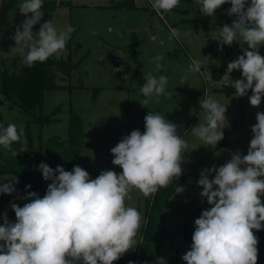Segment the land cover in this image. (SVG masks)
<instances>
[{
    "label": "clouds",
    "instance_id": "obj_1",
    "mask_svg": "<svg viewBox=\"0 0 264 264\" xmlns=\"http://www.w3.org/2000/svg\"><path fill=\"white\" fill-rule=\"evenodd\" d=\"M179 4L180 0H152L151 7L158 13L170 12ZM225 4L231 5L227 15L235 19L214 34L218 50L241 40L247 47H241L243 54L227 64L220 82L234 88L237 98L251 90L250 105L259 107L264 98V56L259 52L264 45V0H194L200 14L213 18ZM42 7L43 0H22L19 12L25 19L11 37L15 42L12 48L22 54V63L29 68L62 54L75 31L71 25L58 30L51 19L41 23ZM37 24L39 30L34 32ZM163 60V55L154 58L155 71L162 69ZM130 63L135 69V63ZM202 67L203 60H193L188 72L201 73ZM234 70L240 71L242 78L232 79ZM130 75L124 80H130ZM181 79L187 81V74ZM144 81L139 88L143 99L138 100L143 107L172 95L167 91L166 75L144 73ZM199 106L204 122L194 126L191 133L201 145L215 148L224 139L223 130L230 128L228 106L211 96L202 98ZM255 118L246 155L239 150L230 152L231 158L223 165L200 172L199 196L206 198L210 207L194 220L192 243L182 256L185 264H257L259 241L253 230H264V112L258 111ZM144 128L143 133L132 130L110 149L112 164L122 169L120 173L105 169L92 179L79 165L67 171L60 165L53 169L41 162L38 170L44 181H50L45 195L27 191L31 185H26V194L16 198L29 202L21 207L10 201L15 222L8 219L6 211L0 215V264H113L133 250L139 244L136 237L143 215L126 205V200L131 199L133 189L148 198L179 181L189 148L178 135V125L158 111L146 114ZM17 143L20 147L13 148ZM26 144L22 126L0 125V146L13 157L25 152ZM18 183L17 176L0 179V194L17 193ZM175 189L176 193L184 190ZM157 264L167 262L161 257Z\"/></svg>",
    "mask_w": 264,
    "mask_h": 264
},
{
    "label": "rangeland",
    "instance_id": "obj_2",
    "mask_svg": "<svg viewBox=\"0 0 264 264\" xmlns=\"http://www.w3.org/2000/svg\"><path fill=\"white\" fill-rule=\"evenodd\" d=\"M52 1L56 6L47 13L46 20L51 19L58 30L69 25L75 28L66 50L54 56L71 64V74H58V88L45 91L42 109L31 114L16 106L12 107L11 101L0 93V102L3 103L0 104V125L6 127L14 123L18 129L22 126L25 131L29 124L31 139L28 140L25 133L26 151L30 149L33 153L30 162L23 159L24 152L13 157L0 146V166L9 163V167L14 169H25L31 164V168L37 169L44 162L53 169L57 165L67 169L79 165L92 179L105 169L120 173L122 169L112 164L110 149L132 130L139 129L143 133L146 114L150 110L158 111L168 121L178 125V135L189 144L182 167H197L182 186L183 192L176 193L174 186L163 203L161 214L157 216L154 211L152 213V232L157 230L158 217L162 224L159 255L169 257L179 251L182 257L192 243L194 220L210 207L206 198L199 196L202 188L197 181L201 170L223 165L231 158L230 152L239 150L246 155L252 138L251 127L256 123V113L264 112V98L259 107H253L248 99L251 90L247 96L237 98L234 96V88L220 82L227 71V64L243 54L241 47H247L241 40L240 44L234 42L232 46L225 45L223 51H219L218 42L214 40V34L219 28L225 23L230 25L235 16L227 15L229 7L218 9L214 18L204 16L199 13L194 0H180L178 7L160 13L151 7L152 0ZM20 3L22 0H0V69L6 73L17 74L24 66L22 54L12 48L15 44L11 39L16 27L25 19L19 12ZM129 26L135 27L130 30ZM39 27V24L35 25L33 31H38ZM259 52L264 56V45L259 48ZM111 54L121 58L119 68L108 62L107 57ZM160 55L164 56L161 61L163 67L157 72L154 58ZM193 60L204 61L201 73L188 72ZM130 62L135 63V69ZM129 73L130 80L125 81L124 76ZM144 73H152L157 77L166 75L167 91L172 95L161 96L159 103L150 102L147 108L143 107L138 100L143 99L139 88L145 82ZM186 74L188 79L182 82L181 78ZM230 77L240 79L241 72L234 70ZM182 83L185 84L181 86ZM207 96L228 106L226 116L230 128L223 130L224 139L215 148L201 145L202 142L191 133L194 126L204 122L199 101ZM58 108L60 112L56 116L57 122L44 127L34 122L35 118L47 117ZM72 114L81 122L82 129V146L76 159L71 158L66 148ZM43 145L40 160L37 153ZM19 147L18 143L13 144V148ZM5 176L16 175L0 173V179ZM48 183L50 181L42 179V188L38 192L40 197L45 195ZM170 185L160 188L157 193L162 194ZM25 186L19 179L15 185L17 193L0 194V215L6 211L11 222H15L16 218L10 201H15L21 207L29 202L16 198L17 195L26 194ZM155 194L145 198L133 189L131 199L126 200V205L142 213L143 221L136 237L139 244L123 257L135 252L137 254ZM185 229L190 233L187 238Z\"/></svg>",
    "mask_w": 264,
    "mask_h": 264
},
{
    "label": "trees",
    "instance_id": "obj_3",
    "mask_svg": "<svg viewBox=\"0 0 264 264\" xmlns=\"http://www.w3.org/2000/svg\"><path fill=\"white\" fill-rule=\"evenodd\" d=\"M56 6V3L52 0H43V7L41 11L44 12V17L41 22L47 21V13L51 11ZM231 7L230 4L222 5L221 8ZM71 64H66L62 60L50 57L46 62L40 63L37 62L33 67L29 68L23 66L19 73H6L0 69L1 77V91L0 93L5 96L6 99L11 101V106H16L25 113H33L37 109H42L44 102V92L50 89H57L56 79L58 74L70 75L71 74ZM60 112V108L56 109L47 117H37L34 119V122L44 127L45 125H50L51 123L57 122L56 116ZM29 123V122H28ZM29 125V124H28ZM26 126L25 133L28 140L31 139L30 133L28 131L29 126ZM82 129L81 122L78 121L77 117L74 114L70 117L69 125V134L67 143L68 154L71 158L76 159L80 153L82 146ZM30 142V141H29ZM59 145L58 140H56ZM31 145V142L30 144ZM43 146L40 147L39 153H37L39 159L41 160L43 156ZM30 150V149H29ZM25 151L23 159L30 160L33 153L31 151ZM66 150V151H67ZM7 151V150H5ZM27 162V163H30ZM8 165V166H7ZM1 167L0 173H9L16 175L25 185H31L30 191L36 193L40 192L42 188V175L37 169L31 168L32 165L25 169H14L9 167L10 164ZM73 167H69L65 170L71 171ZM174 189V186L171 184L166 191H163L162 194L159 192L155 194V198L151 205L152 210L147 214L145 230L142 237L141 245L137 249V254L131 253L129 256L122 257L121 259L114 261L113 264H129V261L134 262V264H157L158 258H161L159 255L160 250V241L163 236L161 231L162 224L160 218H157L158 227L156 232H152L153 226V211L159 216L162 211L163 203ZM264 202V198H262ZM254 234L258 237V260L257 264H264V230L256 231L253 230ZM187 238L190 233L185 229ZM167 264H185L180 256L179 251L177 254L171 255L169 257H163Z\"/></svg>",
    "mask_w": 264,
    "mask_h": 264
},
{
    "label": "water",
    "instance_id": "obj_4",
    "mask_svg": "<svg viewBox=\"0 0 264 264\" xmlns=\"http://www.w3.org/2000/svg\"><path fill=\"white\" fill-rule=\"evenodd\" d=\"M132 25V24H131ZM135 26H129V29L131 30L132 28H134ZM12 37V35H11ZM13 41V40H12ZM14 42V41H13ZM15 44V42H14ZM108 62L115 68H119L121 65V58L119 56L116 55H109L108 57ZM0 104H3L2 102H0ZM184 169L183 175L180 177L179 181H173L172 185L177 187H181L184 185V183L186 182L187 178L194 174L195 171L197 170L196 166H183L182 167Z\"/></svg>",
    "mask_w": 264,
    "mask_h": 264
}]
</instances>
